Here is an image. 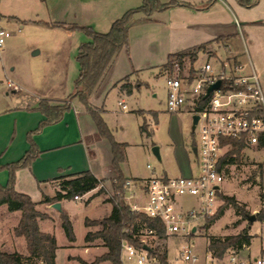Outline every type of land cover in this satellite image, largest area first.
I'll use <instances>...</instances> for the list:
<instances>
[{
  "label": "crops",
  "instance_id": "obj_1",
  "mask_svg": "<svg viewBox=\"0 0 264 264\" xmlns=\"http://www.w3.org/2000/svg\"><path fill=\"white\" fill-rule=\"evenodd\" d=\"M143 1L0 0V26H15L21 31L23 26L32 23L41 26L35 30L44 39L54 34L74 39V44L58 54V61L54 63L49 61L47 65L36 66L29 61L28 68L17 72V63L9 65L7 71L1 62L0 75H5L8 89L4 92L5 89L0 88V184H7L10 178V171L5 165L26 155L31 146L30 133L46 118L36 108L40 100L62 101L69 96L65 90L68 67L72 59H77L75 53L78 52L79 43L90 39L83 31L51 27L44 22L77 23L107 32L116 19L129 9L142 5ZM136 17L140 21L129 30V48L114 58L105 79L90 97L91 104L101 107L103 111L105 99L112 90H117L120 96L132 95L137 89L134 90L131 85L134 75H141L150 67L165 68L171 54L201 44H207L205 50L211 53L200 51L195 64L203 54L216 68L221 62L231 60L242 65L239 70L241 73L254 70L258 75H264V0H255L250 7L241 5L237 0H180L178 4L154 12L149 19L143 13H137ZM79 32H83L87 39L84 40ZM11 45V41H8L2 53ZM36 46H32V49H36ZM41 52L42 48H38L33 54ZM9 81L17 85L18 89L10 86ZM1 82H5V79H1ZM145 82L148 85L146 87H150V82ZM6 97L12 100V104L4 103ZM154 97H157V93ZM75 99L72 108L65 112L60 121L47 124L41 131L31 134L40 152L29 164L15 171L16 190L31 195L37 203V209L47 213L48 219L58 217L61 212L53 207V203L42 202L44 194L54 196L57 192L50 183L71 179L89 171L98 179H103L105 187L107 181L116 176L112 166V147H109L110 155L104 162L98 159L97 151L101 145L107 144L108 139L100 135L92 114L78 99L75 104ZM123 103L127 105L125 98L120 99L119 104L124 111H128V105L124 109ZM124 143L127 147L128 143ZM194 146L195 143L192 144L193 152ZM192 168L188 171L181 168L179 175L190 173ZM132 177L134 179L127 176L131 181L147 178ZM63 201H60L62 209L65 208ZM18 211L14 213L21 217ZM40 227L46 230L42 222ZM18 238L25 240L22 236Z\"/></svg>",
  "mask_w": 264,
  "mask_h": 264
},
{
  "label": "rangeland",
  "instance_id": "obj_2",
  "mask_svg": "<svg viewBox=\"0 0 264 264\" xmlns=\"http://www.w3.org/2000/svg\"><path fill=\"white\" fill-rule=\"evenodd\" d=\"M40 27L32 23L23 26L21 31L15 26L5 27L12 32V35L6 40L3 47H0V56L2 57H0V67L2 61L7 71L10 69L9 65L13 66L17 63V72L22 68L24 70L28 68L29 61L36 66L47 65L49 61L50 63L58 61L57 55L68 50L66 47L68 48L74 44V39L72 40L68 36L60 37L58 34L44 39L35 30ZM79 33L83 35L84 40L87 39L83 32ZM8 41H11L12 45L2 53V48ZM34 45H37L36 49H32ZM38 48H42L41 54L34 55V50ZM137 50H139V46ZM75 54L77 55V52ZM75 54H72V56ZM207 59V55L202 54L196 64L202 65ZM192 66L191 59L187 58L183 70L190 72L194 68ZM79 73L78 60L72 59L65 81L67 95L75 92V83ZM259 78L264 89V75L259 73ZM1 79H5V82H1ZM37 79L40 81L38 77ZM145 80L150 82V87H146L148 85ZM131 85L134 90L137 88L132 95L120 96L117 90H112L105 99V111L101 107L98 108L91 104L92 107L101 112L103 119L109 126L113 139L128 143L126 159L121 165L123 172L134 179L133 175L148 177L156 173L177 176L181 173V168L187 169V171L190 170L191 167H194L195 158L192 144L199 142V135L197 130L193 129L192 113L188 107L185 106L177 111L168 109L164 68L150 67L145 69L141 75H134ZM1 87L5 89L4 92H7L6 77L3 73L0 75ZM155 93H157V97H154ZM122 98H125L129 107L128 111H124L119 104V100ZM65 99H68V97ZM77 99H75V104L79 100ZM4 103L10 105L12 100L6 97ZM144 123L147 127L145 131L141 128ZM109 141L108 139L107 144L101 145L97 151L99 161L104 162L109 157V147H112V143ZM154 146H159L161 159L154 153ZM242 155L239 162L226 165V179L222 183V193L235 197L242 209L225 206V201L220 199L218 203L225 206L224 214L220 218L208 222L206 227L208 235L224 238L236 235L244 228L249 229L252 233L259 232V223L256 221L250 222L248 215L252 214L260 203L259 194L264 188V185H262L264 183V166L262 173L258 166L259 163L264 162V151L260 147L248 146L244 148ZM107 182L101 192H99L100 186H98L96 189L82 195L78 200L74 197L63 199L65 208L61 210L58 217L39 220V224L42 222L45 229H48V231H44L52 233L56 237L58 244L56 264H83L81 259L91 263L107 251V247L101 239L86 240L89 231L94 233L101 229V226L93 224V221L101 220L111 212L110 199L114 195V189L112 179ZM55 183L51 184L56 191H59ZM137 195L135 199L140 202L144 200L145 195L140 189L137 190ZM6 207L5 204L0 206V246L6 251H18L23 255H28L26 240L18 238L14 232V226H17L20 216L14 211H9ZM63 211L67 212L72 221L76 236L73 241L67 237L63 229L61 218ZM20 212L18 211V213ZM174 240H168L171 257H175L177 253ZM196 241L200 252L203 251L204 238L199 237ZM187 242V239H181L180 241L182 244ZM254 242L256 244V239ZM123 262H125L124 264H130L126 261ZM97 264L111 263L104 260Z\"/></svg>",
  "mask_w": 264,
  "mask_h": 264
},
{
  "label": "built area",
  "instance_id": "obj_3",
  "mask_svg": "<svg viewBox=\"0 0 264 264\" xmlns=\"http://www.w3.org/2000/svg\"><path fill=\"white\" fill-rule=\"evenodd\" d=\"M11 35L10 30L0 26V47ZM205 52L211 53L210 50ZM187 58L190 59L189 56L175 58L164 70L168 109L177 111L186 106L193 116L198 115L194 129L199 142L194 146V167L189 174L153 173L142 180L127 181L125 198L131 209L158 219L162 231L141 225L133 237L138 242H122V259L130 264H264V218H258L264 210V188L253 212L259 232L249 231V243L229 246L220 253L213 242L214 238L221 237L208 235L206 228L208 219L220 206L219 193L223 191L225 169L229 164L224 157L232 146L227 138L243 140L246 147H260L264 134L261 80L254 70L241 73L242 65L231 60L221 62L218 68L207 60L199 66L194 64L193 71L185 72ZM217 81H221L219 88L208 94L209 87ZM9 85L18 89L11 81ZM123 107L126 109L127 105L123 103ZM260 149L264 151V147ZM54 182L58 190L63 191L61 182ZM99 186L104 187V184ZM139 189L145 195L141 202L135 199ZM199 237L205 240L201 252L196 241ZM169 239H175V257L170 255ZM181 239L188 242L182 244Z\"/></svg>",
  "mask_w": 264,
  "mask_h": 264
},
{
  "label": "trees",
  "instance_id": "obj_4",
  "mask_svg": "<svg viewBox=\"0 0 264 264\" xmlns=\"http://www.w3.org/2000/svg\"><path fill=\"white\" fill-rule=\"evenodd\" d=\"M237 1L246 7H250L255 3V0ZM179 2L180 0H171L169 2L144 0L142 5L129 9L120 18L116 19L107 32H99L91 26L77 23L61 21L44 22V24L51 27L83 31L90 39L82 42L78 48L77 60L80 73L75 83V92L71 93L68 99L62 101H52L47 98L41 99L36 108L46 118L32 133L41 131L47 124L60 121L64 117L65 112L72 108L74 98H78L84 108L92 114L100 135L108 138L112 143V166L116 172V176L112 179L114 195L110 199L112 205L111 212L103 219L93 221V224L100 225L101 229L94 233L89 231L86 235L87 241H93L97 238L101 239L107 247V251L91 263H87L81 259L83 264H97L104 260L110 261L111 264H124L122 259V242L124 240L132 243L138 242L133 237L141 225H147L162 231L161 222L158 219L132 210L127 203L125 195L127 192L126 183L129 179L124 175L121 167L126 159V143L113 139V135L101 112L92 107L90 97L105 79L112 67L114 58L122 50L129 48V30L131 26L140 21L136 17V14L143 13L149 19L154 12L167 9ZM206 47L207 44H201L191 49L173 53L164 66L166 67L168 64L172 65L175 58L182 59L185 56H189L191 63L194 65L198 58V53L205 50ZM141 128L144 131L147 130L146 124L144 123ZM32 133L29 135L31 142L30 149L20 160L5 165L10 171V178L7 184H0V206L5 204L9 211L19 210L22 212L21 218L14 228V232L17 236L25 238L28 255H23L18 251H6L0 246V264H56L58 249L56 237L54 234L42 230L39 224L40 219L47 218L49 215L37 209V203L31 195L19 192L15 188L16 169L29 164L40 152L36 143L31 138ZM227 140L232 143V146L224 157L225 163L232 164L239 162L246 147L244 141L236 138H227ZM259 146L264 147V134ZM258 166L262 173L264 162L259 163ZM101 183H103V179H98L93 173L84 171L71 179H64L61 182L63 191H57L54 196L44 194L42 202L55 203L63 199L75 197L76 195L82 196L96 189ZM99 188V192H101L104 187ZM219 196L220 199L225 201V206H234L239 210L242 209L235 197L224 195L222 192L219 193ZM222 206L218 207L217 212L208 219V222L218 219L224 214L225 206ZM61 218L67 237L72 241L75 240L76 236L73 224L66 211L61 213ZM258 218H264V210L261 211ZM250 241L251 235H249V229L244 228L236 235H230L224 237V239L214 238L213 246L221 253L229 246H238L243 242L249 243Z\"/></svg>",
  "mask_w": 264,
  "mask_h": 264
},
{
  "label": "water",
  "instance_id": "obj_5",
  "mask_svg": "<svg viewBox=\"0 0 264 264\" xmlns=\"http://www.w3.org/2000/svg\"><path fill=\"white\" fill-rule=\"evenodd\" d=\"M220 84H221V81H217L216 83L212 84V85L209 87V89H208V94H209L213 89L219 88ZM197 121H198V115H194V116H193V124H194V128H195V125H196ZM153 151H154V153L156 154V156H157L159 159H161L160 148H159V146H154V147H153ZM52 205H53L54 208H56V209H58V210H60V211L62 210V207H61V203H60V201L55 202V203H53ZM248 219H249L250 222L255 221V220H256V214H254V213L249 214V215H248ZM144 247H145V248H148V246H146V245H145Z\"/></svg>",
  "mask_w": 264,
  "mask_h": 264
}]
</instances>
